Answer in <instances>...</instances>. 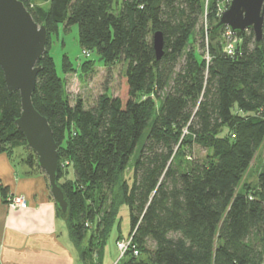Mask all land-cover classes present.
<instances>
[{
  "label": "trees",
  "instance_id": "16d2710c",
  "mask_svg": "<svg viewBox=\"0 0 264 264\" xmlns=\"http://www.w3.org/2000/svg\"><path fill=\"white\" fill-rule=\"evenodd\" d=\"M19 1L47 31L32 104L57 146V182L69 203L64 225L81 264L93 239L105 247L122 205L138 255L130 248L117 264H264V163L256 186L243 183L264 143V25L259 45L252 31L238 41L231 35L228 55L229 30L211 37L219 0L205 25V0H47L33 9ZM60 26H77L79 47L106 67L126 63L118 96L103 94L89 110L80 100L69 105L49 54ZM156 31L164 38L159 61ZM19 115V93H8L0 69V152L26 145L14 124ZM193 145L209 153L180 170L174 160ZM26 162L36 160L30 154ZM128 166L130 185L122 178ZM85 221L93 231L83 248Z\"/></svg>",
  "mask_w": 264,
  "mask_h": 264
},
{
  "label": "water",
  "instance_id": "95a60500",
  "mask_svg": "<svg viewBox=\"0 0 264 264\" xmlns=\"http://www.w3.org/2000/svg\"><path fill=\"white\" fill-rule=\"evenodd\" d=\"M264 0H231L211 27L214 38L224 28L238 41L252 31L255 43L263 37ZM47 31L38 25L19 0H0V69L9 94L18 92L20 115L14 120L22 133L26 146L36 155V165L46 176L50 196L58 219L64 224L69 211L67 197L57 182L58 155L52 130L45 117L32 104L38 65L45 53ZM152 48L156 61L164 55L161 32L152 35Z\"/></svg>",
  "mask_w": 264,
  "mask_h": 264
},
{
  "label": "rangeland",
  "instance_id": "374dc122",
  "mask_svg": "<svg viewBox=\"0 0 264 264\" xmlns=\"http://www.w3.org/2000/svg\"><path fill=\"white\" fill-rule=\"evenodd\" d=\"M119 3L121 0H118ZM231 0H219L216 3V6L219 10H224L228 7ZM215 0H205L203 3L204 10L207 9L208 15L206 19H204V25L209 23V13L212 11V5L214 4ZM27 9H33L37 6L42 8H46L49 5L47 0H31L25 2ZM115 6V4H114ZM192 42V41H191ZM225 42V41H223ZM200 44V39L198 36H195V44L194 47L197 48V55L202 57V51L198 47ZM49 54L53 58L54 61V68L56 73L59 77L63 80L64 86V93L68 100L69 105L72 107L76 103L77 100H80L86 110L93 108L97 100L103 94H107L109 97L115 98L119 95V85H120V77L124 73L126 68V63L122 60L118 61L112 67H106L102 61H100V56L96 52L89 53V56L86 57L83 55L82 49L79 47L78 44V28L77 26H72L68 29L60 26L57 28L55 34H52L49 37ZM206 57V55L204 56ZM64 59L67 61L65 65ZM89 61V63H84ZM65 65V67H64ZM150 100L153 103L154 108H158L159 100L154 96V94L149 95ZM8 156L10 161L14 164H18L22 167L25 165L29 167L30 175L33 172L38 171L41 174L43 172L35 165L36 162V155L32 153V151L24 144H19L16 147H8L6 151L0 152ZM209 153L208 150L201 148L200 146L193 145L190 149L184 151V155H180L174 160V165L179 167L180 170H184L192 161H203L207 154ZM32 154L34 156V162L31 163L29 166L26 162L27 157ZM260 157H257L258 160ZM66 163L65 167L62 168L63 170L68 168L67 176H64V180L73 179V168L68 167L70 165L69 162L63 161ZM259 162H255L250 170H248L244 176V184L248 183L251 186H256L258 181V169L256 170V166ZM44 175V174H43ZM46 178V176L44 175ZM123 180H125L129 185L132 182V170L131 167L128 166L127 169L124 171ZM47 180V178H46ZM62 179V181L64 182ZM2 188V187H0ZM4 194L1 195L3 199V203L6 207L11 211L22 210L28 208V201L24 195L20 194H9L8 190H4ZM19 199L23 197L25 206L22 208L18 203L12 209L9 204V199ZM15 202V201H13ZM86 223V224H85ZM88 223V224H87ZM85 228H87V232H85V236L83 239V244L81 245L83 248H86L89 236L91 235L93 228L91 227V222H84ZM91 225V226H90ZM130 231V218H129V209L127 206L122 205L119 208V212L116 218L114 225L111 228V231L106 239L105 247H101L99 244L98 237L93 239L90 243L94 247V252L92 256L88 260H86V264H117L119 263L120 254L116 249V242H119V237H123V240L126 239L127 234ZM121 264V263H120Z\"/></svg>",
  "mask_w": 264,
  "mask_h": 264
},
{
  "label": "crops",
  "instance_id": "0c3cea01",
  "mask_svg": "<svg viewBox=\"0 0 264 264\" xmlns=\"http://www.w3.org/2000/svg\"><path fill=\"white\" fill-rule=\"evenodd\" d=\"M256 161L260 173L264 143L248 170ZM30 170L26 165H13L0 153V187L9 194L24 195L28 201L27 209L11 211L0 195V264H81L58 219L46 178L38 171L30 175Z\"/></svg>",
  "mask_w": 264,
  "mask_h": 264
},
{
  "label": "built area",
  "instance_id": "2783aa9c",
  "mask_svg": "<svg viewBox=\"0 0 264 264\" xmlns=\"http://www.w3.org/2000/svg\"><path fill=\"white\" fill-rule=\"evenodd\" d=\"M222 10H219V16L221 14ZM231 34L229 31H227L225 33V38H226V42H227V46L226 48L224 49V51L228 54V55H231L232 54V51H233V48H232V44H231V38H230ZM83 55H85L86 57L89 56V52L87 51H83ZM207 60H208V57L206 56ZM23 197H20L19 199H12V197L8 200L9 201V204L8 206H10L12 209H14L15 207L17 206H14L18 203H22L24 202L23 200ZM15 201V202H13ZM20 206L22 208H24L25 206V203H22L20 204ZM133 249V255L134 256H137V250H135V248L131 245V238H128V239H125V240H120L119 242H116V249L118 250L119 254H120V257H122L124 255V253L129 250V249Z\"/></svg>",
  "mask_w": 264,
  "mask_h": 264
}]
</instances>
